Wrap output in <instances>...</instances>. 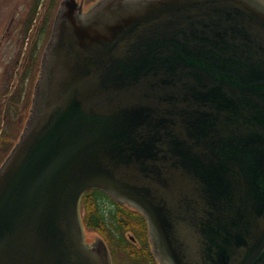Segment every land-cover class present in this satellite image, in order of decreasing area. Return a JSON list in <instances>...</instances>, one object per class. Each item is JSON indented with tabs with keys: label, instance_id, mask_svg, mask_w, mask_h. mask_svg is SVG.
Here are the masks:
<instances>
[{
	"label": "water",
	"instance_id": "1",
	"mask_svg": "<svg viewBox=\"0 0 264 264\" xmlns=\"http://www.w3.org/2000/svg\"><path fill=\"white\" fill-rule=\"evenodd\" d=\"M55 15L0 166V264H110L83 239L91 188L145 215L160 264H264V2L64 0Z\"/></svg>",
	"mask_w": 264,
	"mask_h": 264
},
{
	"label": "rangeland",
	"instance_id": "2",
	"mask_svg": "<svg viewBox=\"0 0 264 264\" xmlns=\"http://www.w3.org/2000/svg\"><path fill=\"white\" fill-rule=\"evenodd\" d=\"M33 1L34 0H0V34L4 35V39L0 42V94L4 92V90H12V92L7 91L6 96L0 95V110L4 109V111H6V114L0 112V162L13 144H15L22 131L31 104L33 86L39 69V65L37 64L48 41V31L49 28L52 27L61 0H49V2L48 0H38L37 3L39 8L37 9V13L39 15L43 13L46 5H48L44 19L41 20L40 17L36 23L37 26L40 24L39 32L43 30V33L40 39H36V50L33 52L34 69L29 73L30 75L28 77L23 75L19 80L18 75L14 73L12 63L15 54L20 50L22 44L29 41L26 39L25 34L23 36L20 35L22 31V20L27 9L33 4ZM76 1L78 2L80 0ZM95 1L97 0H83V8L89 7ZM30 46L31 42L29 41L26 52L29 51ZM10 93H12V95ZM8 96H10V98ZM1 141L4 146L3 148L1 146ZM80 205V218L83 219L85 216V208L82 202ZM130 231L132 230L127 229L123 233L126 240L128 239L127 235L131 233ZM132 232L134 233V231ZM96 236L101 239V234L97 229L83 227V237L87 243H91ZM142 241L144 242V238H142ZM118 247L117 250L114 246L112 248V250L116 252L114 257H116L117 263L135 264L137 261H141V259L136 261L132 253L127 251V246L123 243L118 244ZM133 248L135 249V247Z\"/></svg>",
	"mask_w": 264,
	"mask_h": 264
},
{
	"label": "trees",
	"instance_id": "3",
	"mask_svg": "<svg viewBox=\"0 0 264 264\" xmlns=\"http://www.w3.org/2000/svg\"><path fill=\"white\" fill-rule=\"evenodd\" d=\"M112 201L101 190L91 189L86 191L82 195L81 201L85 208L83 223L87 227L97 229L113 246L117 245L118 247V244L123 243L127 246V251L132 253L136 261L148 256L144 248V242L142 241L145 229L143 220L133 212L120 207ZM127 229L134 231L136 237L141 242V249H134L124 238L123 233Z\"/></svg>",
	"mask_w": 264,
	"mask_h": 264
},
{
	"label": "flooded vegetation",
	"instance_id": "4",
	"mask_svg": "<svg viewBox=\"0 0 264 264\" xmlns=\"http://www.w3.org/2000/svg\"><path fill=\"white\" fill-rule=\"evenodd\" d=\"M62 1H60V2H62ZM48 2H49V0H48ZM35 3H36V0L33 1V4L30 5V7L27 9L26 14L24 15V18L22 20V27H21L22 31H21V35L20 36H23L24 33H25V23H26L27 17L30 16L31 9L35 6ZM77 3H79V4H81L83 6V4H82L83 3V0L78 1ZM47 9H48V5H46V7H45V9H44V11H43V13L41 15H38L37 18H34L35 24L38 22V19L40 17H41L40 18L41 20L44 19V16H45V13H46ZM39 28H40V24L38 26L36 25L34 27L33 34L27 39V40H29L31 42V46L29 48V51L26 52V50L28 49V42H29L28 41L26 43V46L24 48V51L21 53V56L18 58L16 56L17 53L15 54V57H14V60H13V63L12 64L13 65L14 64L16 65V70L15 71H16V74L19 77V80L21 79V77L23 75H25L26 77H28L30 75L29 73L32 72V70L34 69V54H33V52L36 50V45H37L36 39H40V36L43 33V30L41 32H39ZM49 33H50V28H49V31H48V36H49ZM11 95H12V93H11ZM10 96H9V98H10ZM5 109H6V107H5ZM3 111H4V109L3 110H0L1 113ZM4 113L6 114V111H4ZM1 146H2V142H1ZM126 210H128V208ZM128 211L133 212L135 215L139 216L143 220V222H144V228H145L144 229V234H143V238H144V248H145V251L148 253V256L142 257L141 261H139V262L137 261L135 264H160L158 258L157 257H154L152 255V253H151V246L149 244V236H148V230H147L146 220L142 216H140L139 214H137L134 210L129 209ZM133 235H134V238H135V240L133 241V243H135V244H132V243H130V244L133 247H135L136 249L139 250V249H141V246H140L141 245V242L139 241V239L136 237V235L134 233H133Z\"/></svg>",
	"mask_w": 264,
	"mask_h": 264
}]
</instances>
